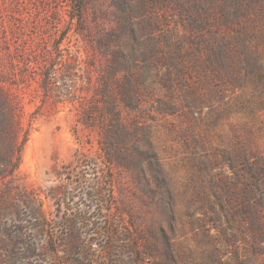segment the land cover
Masks as SVG:
<instances>
[{"label":"rangeland","instance_id":"1","mask_svg":"<svg viewBox=\"0 0 264 264\" xmlns=\"http://www.w3.org/2000/svg\"><path fill=\"white\" fill-rule=\"evenodd\" d=\"M79 6L0 0V264H150L158 261L150 241L160 253L168 241L195 258L182 199L200 180H192L187 140L243 141L250 120L264 153V110L236 112L234 87L224 90L226 112L215 123L206 107L199 119L162 111V32L151 1ZM132 84L142 92L137 107L125 92ZM110 106L150 127L161 167L108 160ZM254 261L264 264V254Z\"/></svg>","mask_w":264,"mask_h":264},{"label":"trees","instance_id":"2","mask_svg":"<svg viewBox=\"0 0 264 264\" xmlns=\"http://www.w3.org/2000/svg\"><path fill=\"white\" fill-rule=\"evenodd\" d=\"M77 1L81 8L84 0ZM150 1L151 18L162 32L159 51L165 67L161 86L167 97L160 98L159 109L199 119L206 107L215 123L226 112L224 90L238 87L232 104L236 112L253 118L264 110V0ZM125 92L137 107L142 92L133 84ZM110 108L115 119L102 147L108 160L134 170H142L144 162L151 169L161 167L150 127L127 122ZM243 127L248 134L243 141L220 137L212 146L207 135L187 140L192 180H200L196 193L182 199L189 230L197 238L196 256L168 241V250L160 253L150 241L158 260L150 264H256L255 257L264 254V153L251 136V121Z\"/></svg>","mask_w":264,"mask_h":264}]
</instances>
